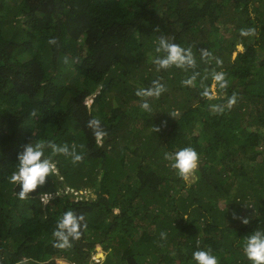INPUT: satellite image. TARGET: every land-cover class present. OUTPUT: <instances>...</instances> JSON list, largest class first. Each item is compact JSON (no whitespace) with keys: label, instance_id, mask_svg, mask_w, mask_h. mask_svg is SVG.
Masks as SVG:
<instances>
[{"label":"trees","instance_id":"16d2710c","mask_svg":"<svg viewBox=\"0 0 264 264\" xmlns=\"http://www.w3.org/2000/svg\"><path fill=\"white\" fill-rule=\"evenodd\" d=\"M161 39L181 66L156 63ZM37 142L55 170L20 199L11 176ZM261 144L264 0H0V264H198L201 250L253 264ZM185 147L190 184L165 159ZM68 211L77 233L59 227Z\"/></svg>","mask_w":264,"mask_h":264},{"label":"clouds","instance_id":"9594fccd","mask_svg":"<svg viewBox=\"0 0 264 264\" xmlns=\"http://www.w3.org/2000/svg\"><path fill=\"white\" fill-rule=\"evenodd\" d=\"M161 45L167 51L168 55L165 59L157 60L156 63L163 68H167L172 64L181 66L186 57L183 55L184 49L176 44H168L164 39L160 41ZM215 79L220 81L223 79V73L218 74ZM155 84L156 82L153 81ZM166 91L164 86H158L155 89H140L137 90L136 95H145V96H155L159 97L162 92ZM90 99L86 100V104H90L88 102ZM236 103L235 94L228 100L229 108ZM141 107L143 109H147L148 105L142 104ZM35 111L30 113V115H35ZM93 123L98 124V120H93L89 122V126ZM159 131V129H156ZM97 144L101 143V137L104 135L102 132L94 133ZM43 144L37 142L36 144H28L25 146V150L22 154L18 156V171L14 172L11 176V182L16 183L19 182L22 186V190L19 193L20 199H25L26 195L29 192L34 191L38 186H41L45 183V178L52 174L55 170L54 164L50 162L49 159L45 158L42 160L44 156V152L42 150ZM54 151H56L55 146H53ZM60 151H64V149H60ZM76 160H80V156L75 157ZM165 159L170 161H174L171 164L173 169L178 171V175L185 181H188L190 177H192L199 166V155L196 150L192 147H185L175 153L165 154ZM71 193H74L73 191ZM67 194V193H66ZM80 195H85L86 192H80ZM74 195V194H73ZM77 201V200H75ZM47 203V201H43ZM234 218L235 213H233ZM249 221L246 218H242V223L247 224ZM59 227L66 228L69 234L77 233V222L71 211H68L64 214L62 221L59 223ZM54 235H62L61 233L54 232ZM65 243L57 245L58 247H70L67 245L66 237L63 238ZM244 253L247 258L253 262V264H264V238L261 237L259 231H257L254 235L247 237L246 244L244 246ZM193 259L198 262V264H218L217 257L212 255L209 251H195L193 253Z\"/></svg>","mask_w":264,"mask_h":264},{"label":"rangeland","instance_id":"374dc122","mask_svg":"<svg viewBox=\"0 0 264 264\" xmlns=\"http://www.w3.org/2000/svg\"><path fill=\"white\" fill-rule=\"evenodd\" d=\"M211 91H212V93H213L211 97L216 98V97L219 95L218 92H216L215 84L212 85V87H211ZM88 102L90 103V100H89ZM197 130H199V129H197ZM129 135H130V134H129ZM263 146H264V145L261 144V147H263ZM261 147H260V148H261ZM194 179H195V175H193L192 177H190L188 181H185V180H184V181H185L187 184H190ZM67 192L71 194L72 191H68V190H67ZM67 192L64 191L63 194H66ZM90 192H91V191H88V192H86V194L84 195V199H85V200H88V197H90V196L93 197V198L95 197V196H94L93 194H91ZM73 194H74V196H76V198H77V199L75 198L74 201H75V200H79V197H77V193L74 192Z\"/></svg>","mask_w":264,"mask_h":264}]
</instances>
